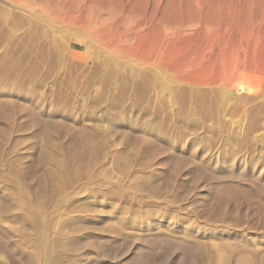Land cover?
I'll return each mask as SVG.
<instances>
[{"label":"rangeland","instance_id":"374dc122","mask_svg":"<svg viewBox=\"0 0 264 264\" xmlns=\"http://www.w3.org/2000/svg\"><path fill=\"white\" fill-rule=\"evenodd\" d=\"M172 2L0 0V264H264V0Z\"/></svg>","mask_w":264,"mask_h":264},{"label":"bare ground","instance_id":"6f19581e","mask_svg":"<svg viewBox=\"0 0 264 264\" xmlns=\"http://www.w3.org/2000/svg\"><path fill=\"white\" fill-rule=\"evenodd\" d=\"M172 1V0H171ZM174 1L175 0H173V2L172 3H174ZM154 2H155V0H154ZM231 2V1H230ZM176 3H178V0H176ZM190 3V2H189ZM179 4V3H178ZM188 4V3H187ZM83 6V5H82ZM257 7V6H256ZM177 9V8H176ZM79 10V9H78ZM228 14V13H227ZM247 15V14H246ZM224 19V18H223ZM72 21V20H71ZM103 23V22H102ZM91 25V24H90ZM88 28H92V27H88ZM99 28H100V26H99ZM98 28V29H99ZM96 30V29H95ZM263 30V29H262ZM212 31V30H211ZM97 32H99V31H97ZM102 32H103V30H102ZM95 33V32H94ZM116 33V32H115ZM139 37V36H138ZM164 38H166V36L164 37ZM179 38V37H178ZM142 41V40H141ZM153 41V40H152ZM185 41V40H184ZM189 42V41H188ZM146 45V44H145ZM153 45H154V43H153ZM125 46V45H124ZM134 48V47H133ZM132 48V49H133ZM154 48H155V46H154ZM153 48V49H154ZM143 49V48H142ZM168 49V48H167ZM151 50V49H150ZM154 51V50H153ZM226 51V50H225ZM248 52V51H247ZM164 54V53H163ZM173 54V53H172ZM196 54V53H195ZM198 55V54H197ZM144 56V55H143ZM250 56V55H249ZM199 57V56H198ZM226 57V56H225ZM247 57V56H246ZM138 58V57H137ZM230 58V57H229ZM194 59V58H193ZM210 60V59H209ZM228 60V59H227ZM226 60V61H227ZM248 60V59H247ZM149 61V60H148ZM208 61V60H207ZM225 61V62H226ZM249 61V60H248ZM173 62V61H172ZM231 63V62H230ZM160 64V63H159ZM171 64V63H170ZM177 65V64H176ZM186 65V64H185ZM203 65V64H202ZM215 65V64H214ZM246 65V64H245ZM264 65V64H263ZM175 68V67H174ZM248 69V68H247ZM181 70V69H180ZM197 71V70H196ZM205 71V70H204ZM215 71H216V69H215ZM193 72V71H192ZM242 73V72H241ZM201 75V74H200ZM226 75V74H225ZM192 76V75H191ZM178 77V76H177ZM186 77V76H185ZM189 78V77H188ZM193 78V77H192ZM190 80V79H189ZM195 80V79H194ZM219 81V80H218ZM228 84V83H227ZM131 232V231H130ZM125 234V233H124ZM137 234V233H136ZM183 234V233H182ZM120 236V238H121V235H119ZM125 236V235H124ZM124 236H123V238H124ZM135 236H133V238H134ZM154 238L155 239V241H158V242H170V243H172V242H176V243H180V242H182L183 241V239L182 238H178V237H174V236H171L169 233H167V232H162L160 229H145V230H142V231H140L139 232V234H137L136 235V237H135V239L134 240H136V238H150V240H151V238ZM109 238H111V237H109ZM152 238V239H153ZM117 239V238H116ZM137 240H139V239H137ZM149 240V239H148ZM114 241V240H113ZM112 241V242H113ZM115 242V241H114ZM49 244V243H48ZM236 245V244H235ZM16 246H17V244H16ZM108 248V247H107ZM221 250V249H220ZM229 253V252H228ZM61 259V258H60Z\"/></svg>","mask_w":264,"mask_h":264}]
</instances>
